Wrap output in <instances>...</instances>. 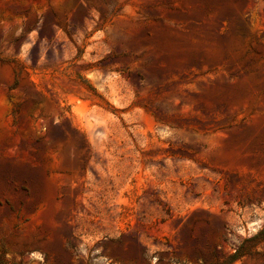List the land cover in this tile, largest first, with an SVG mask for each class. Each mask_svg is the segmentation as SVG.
<instances>
[{"label": "rangeland", "instance_id": "1", "mask_svg": "<svg viewBox=\"0 0 264 264\" xmlns=\"http://www.w3.org/2000/svg\"><path fill=\"white\" fill-rule=\"evenodd\" d=\"M6 263L264 264V0H0Z\"/></svg>", "mask_w": 264, "mask_h": 264}, {"label": "trees", "instance_id": "2", "mask_svg": "<svg viewBox=\"0 0 264 264\" xmlns=\"http://www.w3.org/2000/svg\"><path fill=\"white\" fill-rule=\"evenodd\" d=\"M239 250L232 256V258H238L239 256L243 255ZM6 264H19V263H6Z\"/></svg>", "mask_w": 264, "mask_h": 264}]
</instances>
